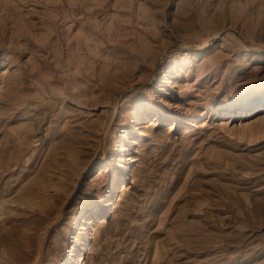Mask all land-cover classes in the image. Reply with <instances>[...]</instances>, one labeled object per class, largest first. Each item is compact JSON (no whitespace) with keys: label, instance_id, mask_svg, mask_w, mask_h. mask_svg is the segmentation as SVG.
I'll return each instance as SVG.
<instances>
[{"label":"rangeland","instance_id":"obj_1","mask_svg":"<svg viewBox=\"0 0 264 264\" xmlns=\"http://www.w3.org/2000/svg\"><path fill=\"white\" fill-rule=\"evenodd\" d=\"M263 86L264 0H0V264H264Z\"/></svg>","mask_w":264,"mask_h":264},{"label":"bare ground","instance_id":"obj_2","mask_svg":"<svg viewBox=\"0 0 264 264\" xmlns=\"http://www.w3.org/2000/svg\"><path fill=\"white\" fill-rule=\"evenodd\" d=\"M157 86V85H156ZM232 107H245V108H261L264 105V86L250 99L240 98L238 99L235 104H231ZM92 207L87 209L86 215H90L92 213L91 211ZM85 215V216H86ZM85 216L82 220L85 219ZM81 222V220L78 221V224Z\"/></svg>","mask_w":264,"mask_h":264}]
</instances>
